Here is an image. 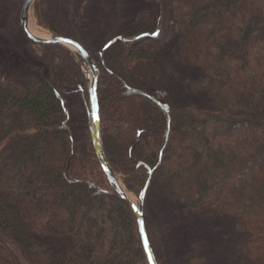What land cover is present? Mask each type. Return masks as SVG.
I'll list each match as a JSON object with an SVG mask.
<instances>
[{"label": "trees", "instance_id": "1", "mask_svg": "<svg viewBox=\"0 0 264 264\" xmlns=\"http://www.w3.org/2000/svg\"><path fill=\"white\" fill-rule=\"evenodd\" d=\"M147 2L109 37L117 0L32 10L97 68L102 152L144 191L156 264H264V0ZM40 47L53 84L0 73V264H147L94 151L80 60Z\"/></svg>", "mask_w": 264, "mask_h": 264}, {"label": "rangeland", "instance_id": "2", "mask_svg": "<svg viewBox=\"0 0 264 264\" xmlns=\"http://www.w3.org/2000/svg\"><path fill=\"white\" fill-rule=\"evenodd\" d=\"M19 2L20 0H0V73L22 83L46 77L53 84L49 57L40 46L30 42L21 31L19 15L23 1L20 2V5ZM82 2L83 0H57V13L59 16L66 15L73 19L77 16ZM147 4V0H117L116 12L119 20L114 26L113 33H110L108 37L127 30L132 19ZM28 25L46 38L53 36L36 24L32 9L28 16ZM82 68L88 74L87 69L84 66ZM119 183L122 189L133 198V203L139 206L138 197L126 191L120 180Z\"/></svg>", "mask_w": 264, "mask_h": 264}, {"label": "water", "instance_id": "3", "mask_svg": "<svg viewBox=\"0 0 264 264\" xmlns=\"http://www.w3.org/2000/svg\"><path fill=\"white\" fill-rule=\"evenodd\" d=\"M35 0H24L20 15H19V25L21 28V31L25 35V37L32 42L35 45L38 46H44V45H60L63 47H66L72 51H74L80 60L81 64L85 66L87 71L92 76L91 84H89L88 75L86 74L87 83H88V95H89V105H90V112H91V138H92V144L94 147V151L100 166V169L107 180L108 184L111 186V188L115 191V193L130 207L132 210L134 217L136 219L137 228H138V234L139 239L141 242L142 249L144 251L147 264H156L155 259L153 257L147 234L145 231L144 226V220L142 212L140 211L138 205L134 204L126 194L124 193V190L119 184V181L114 174V172L109 167L108 163L106 162L101 142H100V136H99V110H98V104H97V94H96V88H97V79H98V71L96 69V66L90 56L86 53V51L80 46L79 43L74 42L73 40H70L68 38L62 37V36H51L47 39H41L36 36H34L28 29V16L29 12L32 9L33 3ZM156 33L153 34L155 36ZM139 197V201H142L144 199V191L141 193ZM151 257V259H149Z\"/></svg>", "mask_w": 264, "mask_h": 264}, {"label": "bare ground", "instance_id": "4", "mask_svg": "<svg viewBox=\"0 0 264 264\" xmlns=\"http://www.w3.org/2000/svg\"><path fill=\"white\" fill-rule=\"evenodd\" d=\"M28 29L29 31L36 37L41 38V39H47L45 36L39 34L36 30L33 29V27L28 25ZM88 79H89V84H91L92 81V76L90 73H88ZM126 194V196L128 197V199H130L133 202V198L127 194V192H124Z\"/></svg>", "mask_w": 264, "mask_h": 264}, {"label": "snow or ice", "instance_id": "5", "mask_svg": "<svg viewBox=\"0 0 264 264\" xmlns=\"http://www.w3.org/2000/svg\"><path fill=\"white\" fill-rule=\"evenodd\" d=\"M142 195V194H141ZM149 259H151V257H149Z\"/></svg>", "mask_w": 264, "mask_h": 264}]
</instances>
